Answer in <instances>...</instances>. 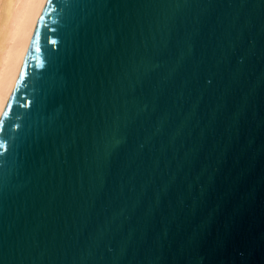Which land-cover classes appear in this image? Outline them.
Returning <instances> with one entry per match:
<instances>
[{
    "label": "water",
    "instance_id": "obj_1",
    "mask_svg": "<svg viewBox=\"0 0 264 264\" xmlns=\"http://www.w3.org/2000/svg\"><path fill=\"white\" fill-rule=\"evenodd\" d=\"M6 105L0 264H264V0L45 2Z\"/></svg>",
    "mask_w": 264,
    "mask_h": 264
},
{
    "label": "bare ground",
    "instance_id": "obj_2",
    "mask_svg": "<svg viewBox=\"0 0 264 264\" xmlns=\"http://www.w3.org/2000/svg\"><path fill=\"white\" fill-rule=\"evenodd\" d=\"M45 0H0V112L14 88Z\"/></svg>",
    "mask_w": 264,
    "mask_h": 264
},
{
    "label": "snow or ice",
    "instance_id": "obj_3",
    "mask_svg": "<svg viewBox=\"0 0 264 264\" xmlns=\"http://www.w3.org/2000/svg\"><path fill=\"white\" fill-rule=\"evenodd\" d=\"M7 2L9 3H16V2H20V0H7ZM45 2H48L50 3V0H45ZM35 36V39H34V42H33V47L35 48V51L39 52L40 49L39 47L36 46V44L38 43V40H39V34L38 33H35L34 34ZM49 43L50 44H53V45H56L58 43V41L56 40H53V39H49ZM39 67L43 68V64H39L38 65ZM23 75V74H21ZM11 105L10 104H7L6 105V108H10ZM145 108H147V105H145ZM8 115L7 111L5 112H0V132L3 131L4 129V125H5V117ZM14 127H19L18 125L17 126H14ZM6 141L0 139V150H6ZM141 147H143V145H141ZM173 180L172 178H170L169 180L167 181H162L159 185H158V190L159 192H163L164 191V186L169 182ZM108 251H111V248L108 249Z\"/></svg>",
    "mask_w": 264,
    "mask_h": 264
}]
</instances>
